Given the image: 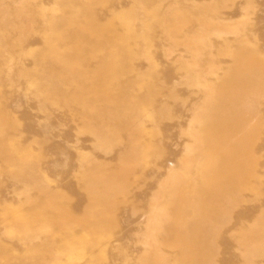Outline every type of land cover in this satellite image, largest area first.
<instances>
[{
	"label": "rangeland",
	"instance_id": "1",
	"mask_svg": "<svg viewBox=\"0 0 264 264\" xmlns=\"http://www.w3.org/2000/svg\"><path fill=\"white\" fill-rule=\"evenodd\" d=\"M0 264H264V0H0Z\"/></svg>",
	"mask_w": 264,
	"mask_h": 264
},
{
	"label": "bare ground",
	"instance_id": "2",
	"mask_svg": "<svg viewBox=\"0 0 264 264\" xmlns=\"http://www.w3.org/2000/svg\"><path fill=\"white\" fill-rule=\"evenodd\" d=\"M255 80V79H254ZM257 81H258V79H257ZM248 121V120H247ZM233 123L234 124H236L234 121H233ZM238 123V122H237ZM249 124V123H248ZM245 125V124H244ZM243 127H245V126H243ZM241 128V127H240ZM229 129V128H228ZM235 129V128H234ZM246 129V128H245ZM241 131V130H240ZM237 132V131H236ZM241 133V132H240ZM236 134V133H235ZM231 139H232V136H231ZM204 141H206V140H204ZM227 142V141H226ZM220 144V143H219ZM220 146V145H219ZM212 147V146H211ZM214 147V146H213ZM216 147V146H215ZM217 148V147H216ZM214 150V149H213Z\"/></svg>",
	"mask_w": 264,
	"mask_h": 264
}]
</instances>
